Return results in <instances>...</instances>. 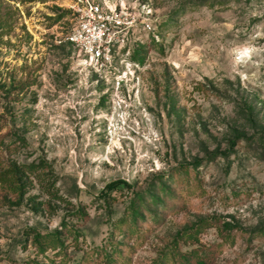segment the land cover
<instances>
[{"label":"rangeland","instance_id":"obj_1","mask_svg":"<svg viewBox=\"0 0 264 264\" xmlns=\"http://www.w3.org/2000/svg\"><path fill=\"white\" fill-rule=\"evenodd\" d=\"M123 2L151 29L95 79L62 0H0V171L45 162L0 182V264H264V0Z\"/></svg>","mask_w":264,"mask_h":264},{"label":"built area","instance_id":"obj_2","mask_svg":"<svg viewBox=\"0 0 264 264\" xmlns=\"http://www.w3.org/2000/svg\"><path fill=\"white\" fill-rule=\"evenodd\" d=\"M73 16V24L64 41L84 56L98 78L112 69L115 56L127 46V35L139 25L148 30L151 25L139 20L123 0H62Z\"/></svg>","mask_w":264,"mask_h":264},{"label":"trees","instance_id":"obj_3","mask_svg":"<svg viewBox=\"0 0 264 264\" xmlns=\"http://www.w3.org/2000/svg\"><path fill=\"white\" fill-rule=\"evenodd\" d=\"M93 77L95 79H99L97 74L93 73ZM23 166V165H22ZM45 166V162L39 161L38 163H28L25 164L23 167L13 163L11 164L6 170L0 171V182L3 184H7L9 188L15 190V191H21L22 186L24 183L22 182V178L26 175V171H29L31 173L38 171L42 167ZM24 168V169H23ZM122 187H130V184L121 178L110 180L105 184V186L102 188L100 192V197L103 199L104 203H108V199L110 197V192L116 189H121ZM138 202L135 201L133 198L129 201V204L125 207L124 214L130 215V217L134 220L139 215V207ZM83 213V210L79 208L76 212L77 217H81ZM124 217V216H123ZM122 219V218H121ZM119 221H121L119 219ZM229 224H227L228 226ZM66 228L69 231H75L77 233V230H71L66 227V224L63 223L61 228H56L51 234L49 235H37L35 237L36 240H38V245L40 247L43 246L42 242L40 240H46L51 243L52 241H58L61 238L62 235V229ZM39 237L42 238L39 240ZM105 255V260L107 264H112V253L115 251L114 246H111L108 250H103Z\"/></svg>","mask_w":264,"mask_h":264}]
</instances>
